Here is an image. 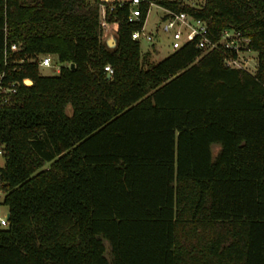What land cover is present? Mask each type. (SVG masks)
Wrapping results in <instances>:
<instances>
[{"label": "trees", "instance_id": "obj_1", "mask_svg": "<svg viewBox=\"0 0 264 264\" xmlns=\"http://www.w3.org/2000/svg\"><path fill=\"white\" fill-rule=\"evenodd\" d=\"M101 2L0 0V70L33 81L0 105V264H264V0L168 4L250 37L255 73L196 41L152 62L146 5L108 9L109 47Z\"/></svg>", "mask_w": 264, "mask_h": 264}, {"label": "built area", "instance_id": "obj_2", "mask_svg": "<svg viewBox=\"0 0 264 264\" xmlns=\"http://www.w3.org/2000/svg\"><path fill=\"white\" fill-rule=\"evenodd\" d=\"M100 4V19L101 26L103 28V35H109L111 24L114 28H117L116 22H110L107 19L108 9L113 10L117 4L120 6H127L129 9L128 20L130 22L138 21L143 13V7L146 5V15L140 29L135 30L132 33V38L140 41L143 38L145 41L154 44V37L152 34L146 31V18L152 6H157L162 11L161 20L157 23H163V30L171 32L172 35V47L177 49L183 44L196 41V47L201 50L202 53L211 50H220L230 55L226 56L225 64L233 68H241L250 72L246 67L248 66L249 58L248 54L253 52L251 46V39L245 36L240 31L234 28H225L218 40H213L208 37V27L205 21L195 18L190 13L184 10H177L168 4H173L178 7L191 6L200 7L203 0H101ZM167 2V4H166ZM108 3V4H107ZM108 30V31H107ZM111 37V36H110ZM113 37V36H112ZM162 39L159 37L158 41ZM16 43L10 44V50H17ZM255 52V51H254ZM50 53L39 54L32 60L40 65L51 66ZM247 56V57H245ZM9 52L5 50V65L9 63ZM68 66L70 63L67 64ZM257 66V63H256ZM61 67V66H60ZM106 75L111 76L113 68L111 65L104 67ZM257 69V67H256ZM256 72V71H255ZM254 72V73H255ZM253 73V72H250ZM29 78H23L22 81H13L8 78V74L5 69L0 70V105H5L10 102V98L14 95L18 87L21 84L30 85ZM31 80V79H30ZM1 150V147H0ZM2 153V150L0 151ZM3 184L0 175V199L4 197V192L1 189ZM8 217L7 214L0 217V225L2 227L7 226Z\"/></svg>", "mask_w": 264, "mask_h": 264}, {"label": "rangeland", "instance_id": "obj_3", "mask_svg": "<svg viewBox=\"0 0 264 264\" xmlns=\"http://www.w3.org/2000/svg\"><path fill=\"white\" fill-rule=\"evenodd\" d=\"M199 1H202V0H199ZM161 17H162V11L157 6H152L146 18V25H145L146 31L153 35L155 46L152 47L151 46L152 43L145 41L143 38L140 39L141 52L145 53L148 50L151 51L152 54H151L150 60L152 62L158 61L174 51L172 47L171 32L163 30V23H160V24L157 23L159 20H161ZM110 28L111 29L109 31L107 30L109 32V35L108 34L103 35L102 37V39L105 42L108 38L116 37V27L114 28V25L111 24ZM159 37L162 39L160 42L158 41ZM49 56L51 60V66L40 65L39 72L41 75H44V76L58 75L59 72L57 70L60 68V66H62V63L60 59L58 58V55L51 53L49 54ZM248 58H249L248 59L249 62L246 68L250 72L254 73L257 67L256 66L257 53L254 51L251 52L250 54H248ZM68 112L69 113L71 112L70 107H68ZM218 147L219 146L217 144H213L212 149L214 153H216V151L218 150ZM3 165H4V157H3V154L0 152V166H3ZM7 213H8V206L2 203V198H1L0 199V217ZM0 228H2L1 225H0Z\"/></svg>", "mask_w": 264, "mask_h": 264}, {"label": "water", "instance_id": "obj_4", "mask_svg": "<svg viewBox=\"0 0 264 264\" xmlns=\"http://www.w3.org/2000/svg\"><path fill=\"white\" fill-rule=\"evenodd\" d=\"M116 43H117V39H116V37H115V38H108V39L106 40V44H107V46H109V47H114V46L116 45ZM70 67L73 68V67H74V64L71 63V64H70ZM107 77H109V75H107ZM28 82H29L30 85L33 84V81L30 80V79L28 80ZM9 216H10V214L7 213V217H9Z\"/></svg>", "mask_w": 264, "mask_h": 264}, {"label": "crops", "instance_id": "obj_5", "mask_svg": "<svg viewBox=\"0 0 264 264\" xmlns=\"http://www.w3.org/2000/svg\"><path fill=\"white\" fill-rule=\"evenodd\" d=\"M60 68L57 70L59 72Z\"/></svg>", "mask_w": 264, "mask_h": 264}]
</instances>
